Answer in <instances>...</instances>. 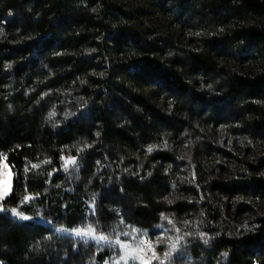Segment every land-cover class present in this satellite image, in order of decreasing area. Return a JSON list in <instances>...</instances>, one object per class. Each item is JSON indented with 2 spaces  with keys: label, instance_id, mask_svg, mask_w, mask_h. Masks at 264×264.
<instances>
[{
  "label": "trees",
  "instance_id": "16d2710c",
  "mask_svg": "<svg viewBox=\"0 0 264 264\" xmlns=\"http://www.w3.org/2000/svg\"><path fill=\"white\" fill-rule=\"evenodd\" d=\"M0 154L1 264H115L70 231L124 242L164 212L167 264H264V0H0Z\"/></svg>",
  "mask_w": 264,
  "mask_h": 264
},
{
  "label": "snow or ice",
  "instance_id": "6c2138e0",
  "mask_svg": "<svg viewBox=\"0 0 264 264\" xmlns=\"http://www.w3.org/2000/svg\"><path fill=\"white\" fill-rule=\"evenodd\" d=\"M50 115H54L50 114ZM98 135V134H97ZM149 152L152 151V148L149 147L148 149ZM62 159H64L62 157ZM75 163V158H68L66 160V170H67V165L68 164H74ZM32 167H38V165H32ZM25 171L27 172L28 169L26 168ZM11 193V187L9 185L7 190H0V201H3L9 194ZM35 199V196L32 195H25L23 197L22 203H28L31 200ZM8 211L5 209L2 205H0V212H5ZM11 214L13 217H17L18 219L21 220H29L30 217L23 215L22 213L18 212L17 209L13 208L10 210ZM162 219H167V217H162ZM169 223H172L171 220L168 221ZM56 232H67L69 230L63 229V228H57L55 229ZM133 232L137 231L136 229L132 230ZM177 232H179V229H176ZM72 234H74L76 237H79L81 239L85 240V243L88 242V239L95 240L97 243H100L101 241L104 242H109V243H114L116 245H119L121 255L119 256V260L115 262V264H129V261H139L140 264H152V261H157L158 264H167V262L171 261L173 259V254L177 252L181 241L183 240L182 236H176L175 238H168L169 239V244L167 245L166 250L163 252V255H157L156 253V245L153 244L152 241H144L140 240L138 244L135 246L128 245L119 239H117L114 242L108 241V237L104 235H96L95 234V229L92 226H87L85 228H75L71 230ZM127 235V234H125ZM185 235H190V233H185ZM201 236H203V233H200ZM158 242H162V238L158 237L157 238ZM205 243H207V240H205ZM145 244L147 245V250L152 253L151 257L148 259H145L143 255L140 253L145 251Z\"/></svg>",
  "mask_w": 264,
  "mask_h": 264
},
{
  "label": "rangeland",
  "instance_id": "374dc122",
  "mask_svg": "<svg viewBox=\"0 0 264 264\" xmlns=\"http://www.w3.org/2000/svg\"><path fill=\"white\" fill-rule=\"evenodd\" d=\"M159 141H160V139L158 140V142ZM156 165H158V162H156ZM127 167L131 173L136 172V166H134V163H129L126 166V168ZM147 171L148 170H144V173H147ZM160 173H161L163 180H164V181L161 180L162 182H160V183H162L163 185H165V184H167V182H169L168 184L171 187H173L175 185V183L177 184V182H183L184 184L187 182L186 180H187L188 175H187V173H185L183 167H179V168L174 167V169H172V168H169V166L167 164H162V165H160ZM167 177L169 178L170 181L168 179H166ZM11 184H12V172L10 170V167L6 163L5 157L2 154H0V190H7L9 185L11 187ZM3 201H0V205H2ZM228 204L230 207L232 206L231 205L232 203L230 201L228 202ZM227 211H231V209L228 208ZM160 215L161 214L158 213V218H160V221H162V222H164V221L168 222L169 220L172 221V223L168 222V227L166 228V230H163V231L152 230V231H149V233L148 232L142 233L140 236L131 237L128 241H124V243L131 245V246H135L136 244H138V242L140 240H144V241L150 240L153 242V244L156 245L155 250H156L157 255L162 256L163 252L166 250L167 245L170 242L168 238H175L178 234V232L175 230L176 229L175 227L182 226V225L185 226L186 222H185V218L181 217V215L177 212H173V213L172 212L171 213L164 212L161 216ZM162 217H167V219H162ZM186 225H188V224H186ZM85 227H87V225L84 224L82 228H85ZM138 232H140V231H138ZM70 233H72V232L70 231ZM158 237L162 238V242L157 241ZM144 247H145V251L140 253V254L143 255L145 257V259H148L149 257H151L152 253L147 250L146 244ZM137 262H139V261L137 260ZM184 264H201V262L195 263L192 259H190Z\"/></svg>",
  "mask_w": 264,
  "mask_h": 264
}]
</instances>
